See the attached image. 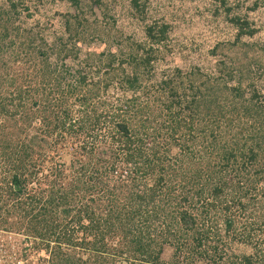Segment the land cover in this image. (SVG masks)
<instances>
[{
  "label": "trees",
  "instance_id": "obj_1",
  "mask_svg": "<svg viewBox=\"0 0 264 264\" xmlns=\"http://www.w3.org/2000/svg\"><path fill=\"white\" fill-rule=\"evenodd\" d=\"M8 1L0 3V232L42 247L41 264H264V46L246 39L259 29L243 5L218 0L214 14L224 10L234 40L210 51L212 72L163 71L151 115V89L140 81L167 60L169 24L144 27L146 41L132 43L140 55L132 46L128 55L89 51L108 28L88 19L82 0H68L74 13L56 11L62 21L50 32L40 20L22 25L23 2ZM258 8L255 0L247 10ZM238 49L243 60L224 55ZM168 243L176 250L165 261Z\"/></svg>",
  "mask_w": 264,
  "mask_h": 264
},
{
  "label": "rangeland",
  "instance_id": "obj_2",
  "mask_svg": "<svg viewBox=\"0 0 264 264\" xmlns=\"http://www.w3.org/2000/svg\"><path fill=\"white\" fill-rule=\"evenodd\" d=\"M15 1L18 2V0ZM19 1L23 2V5L20 7L23 14L20 15V20L18 19V21L26 27H34L37 21L40 20V23L49 28L47 32L59 31L62 19L60 15H55L56 11L59 13L67 11L74 13L76 11L71 7L68 0H43L44 4L38 3V0ZM82 1V9L88 13V19L96 18V22L99 25L108 28L101 34L98 31L97 35H100V40L94 42L93 45L91 44L89 51L92 49L97 52L114 50L118 53L122 51L128 55L131 52L132 46V53L140 55L142 51L137 49L132 43L146 41L144 27L154 22L170 25L168 43L171 50L165 53L167 60L155 64L154 70H151L152 67L144 70L145 74H143L140 81V83L147 84L150 87L149 89H151L150 95L146 98L151 100V115L157 113L156 102L153 100L157 94V79L162 77L163 71L171 65L180 66L184 69L197 66L206 72H212L216 60L211 56L210 51L218 43L234 40L237 32L225 18L222 8L221 11H223L220 16L214 14L215 9L219 8L218 0H139L140 4L145 6L141 13L136 12V9L132 7V0H102L101 7L95 3V0ZM254 1L228 0V4L235 5V3L240 2L243 5L240 8L241 15H248L249 21H253L259 29L255 38L246 39L264 46V0H256L259 2L260 8L254 12H249L247 8L253 5ZM0 3H4V8L10 6V1L8 0H0ZM24 7H29L30 13L34 16L26 19L25 16L28 11L24 10ZM97 23L92 22L91 29ZM121 32L123 34L120 38ZM117 35L119 38H116L118 41L115 42L114 39ZM227 51V54H224L227 58H240L242 60L244 58L242 49H238L237 53L235 51ZM252 55H254L253 52L249 54V58ZM255 55L258 56L259 54L255 53ZM262 59L264 62V54ZM239 62L241 63V60ZM15 66L13 68L19 71V67ZM14 69L12 70V67L9 66L7 71L10 76L17 74L14 72ZM125 69L129 73L132 67L125 66ZM119 73L121 74V69H118L117 74ZM148 77L152 78L149 80ZM19 83H21L20 80ZM153 85L156 87L153 88ZM112 91L115 95L122 96L116 86ZM94 101H99V99ZM26 238L23 235L15 236L0 232V264H41L40 257L48 256L49 253L43 250L42 247L37 246L38 244L30 242V239L26 240ZM260 238L264 239V233L261 234ZM164 249V260H173L172 256L176 250L175 245L168 243ZM249 250L248 248L246 251L249 252ZM251 250L253 251L252 248Z\"/></svg>",
  "mask_w": 264,
  "mask_h": 264
}]
</instances>
